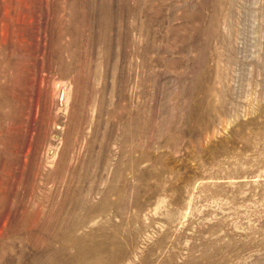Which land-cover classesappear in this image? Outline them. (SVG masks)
Here are the masks:
<instances>
[{
  "label": "rangeland",
  "instance_id": "rangeland-1",
  "mask_svg": "<svg viewBox=\"0 0 264 264\" xmlns=\"http://www.w3.org/2000/svg\"><path fill=\"white\" fill-rule=\"evenodd\" d=\"M92 259L264 264V0H0V264Z\"/></svg>",
  "mask_w": 264,
  "mask_h": 264
},
{
  "label": "bare ground",
  "instance_id": "bare-ground-1",
  "mask_svg": "<svg viewBox=\"0 0 264 264\" xmlns=\"http://www.w3.org/2000/svg\"><path fill=\"white\" fill-rule=\"evenodd\" d=\"M75 243H76V242H75ZM81 246H83V245H81ZM68 247H69V246H68ZM99 247H100V246H99ZM99 247H97L96 249H98ZM81 249H82V248H81ZM94 249H95V247H89V249L85 251V252L88 251L87 256L89 255V253H90V254H93V253L95 252ZM83 251H84V250H83ZM83 251L81 250L80 253L78 252L79 254H76V255H78V256L82 255V254H83ZM97 252H98V251H97ZM84 254H85V253H84ZM84 254H83V255H84ZM73 256H74V255H73ZM87 256H86V257H87ZM90 256H91V255H90ZM90 256H88V257H90ZM93 256H94V255H93ZM96 256H97V255H96ZM111 256H113V255L111 254ZM117 256H120V255H117ZM117 256L114 255L115 258H113V259H111V260L114 261L115 259H118V258H116ZM82 257H83V256H82ZM82 257H81V258H82ZM88 257H87V258H88ZM98 257H99V256H98ZM78 258H80V257H75L74 260L77 261V260H79ZM81 258H80V259H81ZM83 258H85V257H83ZM92 258H93V257H92ZM95 258H97V257H95ZM71 259H72V258H71ZM68 260H69V259H68ZM82 260H83V259H82ZM82 260H81V261H82ZM87 260H89V259H87ZM97 260H99V259H97ZM97 260H96V259H92V260H90L88 263H84V264H95ZM63 261H65V260H63ZM63 261H62V263H64ZM66 262H67V260H66ZM66 262H65V263H66ZM74 262H75V261H74ZM78 262H80V261H78ZM85 262H87V261H85ZM72 263H73V262H72ZM110 263H111V262H109V263H107V264H110ZM112 263H113V262H112ZM69 264H71V263L69 262ZM82 264H83V262H82Z\"/></svg>",
  "mask_w": 264,
  "mask_h": 264
}]
</instances>
